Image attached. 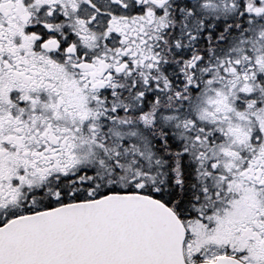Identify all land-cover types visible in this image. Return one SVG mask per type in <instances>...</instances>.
I'll return each mask as SVG.
<instances>
[{"label": "snow or ice", "instance_id": "6c2138e0", "mask_svg": "<svg viewBox=\"0 0 264 264\" xmlns=\"http://www.w3.org/2000/svg\"><path fill=\"white\" fill-rule=\"evenodd\" d=\"M0 264H264V0H0Z\"/></svg>", "mask_w": 264, "mask_h": 264}]
</instances>
